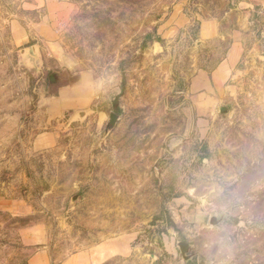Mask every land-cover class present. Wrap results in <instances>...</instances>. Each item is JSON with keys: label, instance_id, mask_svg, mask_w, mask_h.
I'll return each mask as SVG.
<instances>
[{"label": "rangeland", "instance_id": "374dc122", "mask_svg": "<svg viewBox=\"0 0 264 264\" xmlns=\"http://www.w3.org/2000/svg\"><path fill=\"white\" fill-rule=\"evenodd\" d=\"M83 76L91 112L51 117ZM130 233L105 264H264V0H0V264Z\"/></svg>", "mask_w": 264, "mask_h": 264}, {"label": "crops", "instance_id": "0c3cea01", "mask_svg": "<svg viewBox=\"0 0 264 264\" xmlns=\"http://www.w3.org/2000/svg\"><path fill=\"white\" fill-rule=\"evenodd\" d=\"M260 2H255L259 5ZM242 56V45L234 41L228 51L226 59L212 72L211 78L219 90L230 79L231 74ZM204 83V87L210 93L213 89L211 85ZM96 87L90 82L89 76L80 77L78 83L71 86H63L58 91V95L51 99L48 113L51 117H58L66 112L88 111V108L95 100ZM88 112H91L88 111ZM138 234L130 233L119 237L110 238L98 245L90 246L67 259L61 264H105L116 258H127L133 253L137 255L139 245L134 247ZM28 264H51L49 255L44 250L33 252L28 260Z\"/></svg>", "mask_w": 264, "mask_h": 264}, {"label": "water", "instance_id": "95a60500", "mask_svg": "<svg viewBox=\"0 0 264 264\" xmlns=\"http://www.w3.org/2000/svg\"><path fill=\"white\" fill-rule=\"evenodd\" d=\"M57 73H54L53 76L50 78V82L53 83L55 81V78H54V75H56ZM226 109L225 108H222V111H225ZM87 112H80V115L81 117H84L86 116ZM102 115L105 113H101ZM120 120V116L115 113V112H112L110 114V120L106 126V134L110 133L117 125L118 121ZM218 219L216 217H213L212 220H211V224L213 225H217L218 224ZM179 248H180V251H181V254L183 255V257L188 260L190 258L189 256V251H190V245L186 242H180L179 243Z\"/></svg>", "mask_w": 264, "mask_h": 264}, {"label": "trees", "instance_id": "16d2710c", "mask_svg": "<svg viewBox=\"0 0 264 264\" xmlns=\"http://www.w3.org/2000/svg\"><path fill=\"white\" fill-rule=\"evenodd\" d=\"M115 111L117 114H119V112H120L119 108H117V107H116Z\"/></svg>", "mask_w": 264, "mask_h": 264}, {"label": "bare ground", "instance_id": "6f19581e", "mask_svg": "<svg viewBox=\"0 0 264 264\" xmlns=\"http://www.w3.org/2000/svg\"><path fill=\"white\" fill-rule=\"evenodd\" d=\"M105 118H106V115L103 114V115H102V119H105Z\"/></svg>", "mask_w": 264, "mask_h": 264}]
</instances>
